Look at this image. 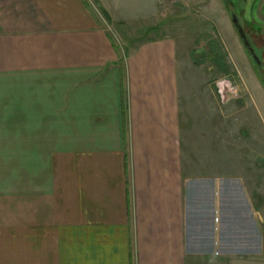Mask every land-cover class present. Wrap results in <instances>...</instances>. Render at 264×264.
Returning a JSON list of instances; mask_svg holds the SVG:
<instances>
[{
  "label": "crops",
  "instance_id": "0c3cea01",
  "mask_svg": "<svg viewBox=\"0 0 264 264\" xmlns=\"http://www.w3.org/2000/svg\"><path fill=\"white\" fill-rule=\"evenodd\" d=\"M160 13L158 0H0V264L204 259L186 246L187 181L220 161L182 149L178 77L190 66L165 35L146 36ZM114 26L131 38L122 55ZM247 195L257 228L264 189ZM259 243L244 264H264Z\"/></svg>",
  "mask_w": 264,
  "mask_h": 264
},
{
  "label": "rangeland",
  "instance_id": "374dc122",
  "mask_svg": "<svg viewBox=\"0 0 264 264\" xmlns=\"http://www.w3.org/2000/svg\"><path fill=\"white\" fill-rule=\"evenodd\" d=\"M158 7L160 21L146 36L165 35L180 46V52L185 50L190 66H182L178 77L181 107L190 112L184 113L188 123L181 125L182 149L192 162L220 161L219 168L200 164L203 170L189 176L186 246L205 254L199 264H232L234 253L244 264L248 249L257 251L264 237L263 222H256L257 228L253 225L247 195L264 189V68H258L243 47L230 11L243 27L250 24L253 31L259 30L251 38L257 56L263 58L264 0H158ZM108 33L122 55L131 38L122 36L117 26ZM198 75L204 77V92ZM202 94L208 113L220 116V136L211 126L218 125V116L201 110L198 114ZM181 120L186 122L183 116Z\"/></svg>",
  "mask_w": 264,
  "mask_h": 264
},
{
  "label": "water",
  "instance_id": "95a60500",
  "mask_svg": "<svg viewBox=\"0 0 264 264\" xmlns=\"http://www.w3.org/2000/svg\"><path fill=\"white\" fill-rule=\"evenodd\" d=\"M230 20L231 23L243 45L244 48H246L249 51V54L253 57L254 60L258 61V58L256 57L253 48L250 46L245 33L243 31L242 26L240 25L238 18L236 16V14L234 13V11H230Z\"/></svg>",
  "mask_w": 264,
  "mask_h": 264
},
{
  "label": "flooded vegetation",
  "instance_id": "af4514ba",
  "mask_svg": "<svg viewBox=\"0 0 264 264\" xmlns=\"http://www.w3.org/2000/svg\"><path fill=\"white\" fill-rule=\"evenodd\" d=\"M240 25H241V24H240ZM241 26H242V25H241ZM242 28H243V31H244V33H245V36H246V38H247V40H248L250 46L253 48L254 53H255L256 57L258 58V61H256V60L253 59V57L249 54V51H248L246 48H245V50L248 52V54H249V56L251 57L253 63H255V62L257 63L258 68H264V45H263L262 48H261V56H263V58H262V57L259 58V57L257 56L256 52H255V48H254L255 46L253 45V40H252V38H251V34L255 33V34L257 35V32H259V30H254V31H253V27H251L250 24H249V27H243V26H242ZM247 28H248V29H247ZM255 34H254V35H255ZM261 34L264 35V32L262 31ZM252 36H253V35H252ZM262 59H263V60H262ZM258 64H259V65H258Z\"/></svg>",
  "mask_w": 264,
  "mask_h": 264
},
{
  "label": "built area",
  "instance_id": "2783aa9c",
  "mask_svg": "<svg viewBox=\"0 0 264 264\" xmlns=\"http://www.w3.org/2000/svg\"><path fill=\"white\" fill-rule=\"evenodd\" d=\"M215 254V253H214Z\"/></svg>",
  "mask_w": 264,
  "mask_h": 264
}]
</instances>
